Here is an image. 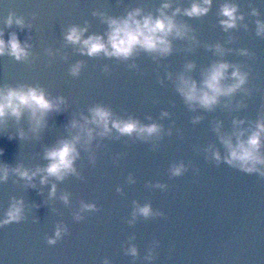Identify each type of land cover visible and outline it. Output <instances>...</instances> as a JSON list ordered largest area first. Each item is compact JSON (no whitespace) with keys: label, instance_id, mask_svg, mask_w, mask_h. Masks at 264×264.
Instances as JSON below:
<instances>
[{"label":"water","instance_id":"1","mask_svg":"<svg viewBox=\"0 0 264 264\" xmlns=\"http://www.w3.org/2000/svg\"><path fill=\"white\" fill-rule=\"evenodd\" d=\"M160 2L0 0V28L5 38L17 32L22 41L31 44V55L25 60L0 56V86L36 85L53 97L65 96L68 102V110L51 116L39 138H0V146L5 148L0 160L32 168L47 164L44 147L70 135L66 125L73 113L87 114L97 103L109 106L118 116L131 115L143 123L158 121L164 127L161 139L148 142L134 136L117 139L115 133L102 140L97 137L95 163L91 153L81 149L76 161L80 175L56 181L55 197L49 196L51 182L32 188L11 174L7 182L0 183V217L14 197L25 202V219L0 227V264H103L105 257L111 264H264V177L223 161L216 164L205 151L213 144L222 154L225 151L214 130L216 121L222 120L223 130L230 131L234 117L255 121L264 115V36L256 35V17L248 15L254 6L264 18V3L240 0L247 29L223 30L216 15L222 0H217L205 17H181L192 25L199 43L176 39L174 51L167 57L154 58L143 51L127 61L90 57L64 39L72 24L87 23L86 35L105 33L108 25L94 12L119 16L137 6L155 11ZM12 14L23 17L29 26L23 30L15 23L8 26L6 20ZM217 42L232 51L219 56L208 47ZM241 48L250 49L253 55H241ZM219 59L250 70L248 87L253 94L238 92L232 98H222L231 101L229 107L222 102L212 111L190 110L176 90L175 76L186 64L195 62L188 74L199 81L203 71ZM78 61H83L84 67L79 76H73L70 68ZM133 64L136 67H130ZM105 66L110 71L105 72ZM169 72L173 73L171 80ZM241 99L247 106L238 108ZM164 111L171 115L162 117ZM195 116L202 119L194 123ZM10 124L12 131L19 126L28 128L26 117L21 125ZM180 161L189 165L188 170L173 177L169 169ZM130 174L134 182L129 181ZM149 181L168 187L161 190L149 186ZM66 192L70 194L68 204L60 199ZM82 201L95 202L99 210L84 212L85 218L77 221L74 214ZM137 201L151 202L164 215L138 217L130 224ZM59 222L67 224L69 232L56 244H49L47 237L54 235ZM133 237L131 242L140 249L135 259L125 252ZM149 248L156 249L154 261L144 259Z\"/></svg>","mask_w":264,"mask_h":264},{"label":"clouds","instance_id":"2","mask_svg":"<svg viewBox=\"0 0 264 264\" xmlns=\"http://www.w3.org/2000/svg\"><path fill=\"white\" fill-rule=\"evenodd\" d=\"M217 0H161L159 7L155 11H148L143 6L130 8L124 15H108L103 12H94V15L102 17L108 25L105 33L86 35L89 26L85 23L70 25L64 33L67 43L78 46V51L82 55L95 57L107 56L115 57L118 60H129L143 51L153 54L154 58L167 57L174 51L173 41L176 39H188L195 44L199 43L192 25L180 19L181 17L201 18L207 16L213 9ZM264 3V0H261ZM218 22L225 32L240 27L248 28L246 13L241 8L240 0H222L216 13ZM256 17V35L264 36V18L259 8L252 7L248 14ZM15 23L23 30L28 27L23 17L9 15L6 24L11 26ZM230 41L233 39L229 38ZM209 48H214L215 52L223 57L227 52L232 51L225 47L223 43L217 42L209 44ZM31 44L22 41L17 32H12L5 38L4 30L0 28V56L10 55L17 60H25L31 55ZM241 55H253L250 49L241 48ZM50 55H54L51 49ZM195 62H189L185 70L175 76L176 90L182 96L185 104L190 110L195 111L202 108L212 111L222 102L225 107H229L231 101H223L222 98H232L238 92H243L247 96L253 94V89L248 87L250 70L238 63H233L227 59L213 61L202 73V79L196 80L188 73L195 68ZM84 67L83 61H78L70 68L73 76H79ZM130 67H136L135 64ZM105 72L110 71L108 66ZM168 79H173V73H168ZM230 81V82H228ZM163 82V81H161ZM246 107L241 99L236 105ZM68 110V102L65 96H51L46 89L36 85L21 84L18 86H0V138L7 137L8 140H24L32 136L39 138L44 129L47 128L51 116ZM163 116H170L168 111L162 112ZM27 118L28 128L19 126L15 131L10 130L14 121L16 125ZM149 120L152 118L149 117ZM201 116L193 117V122L201 120ZM66 127L70 135L58 140L51 146H45L43 152L45 165H37L34 168L25 166L23 163L12 165L0 160V183L7 182L11 174L17 175L27 182L32 188H38L51 182L49 191L50 197L57 194L56 181H63L70 175L79 176L76 161L81 156V149L91 153L90 159L95 163L94 141L99 137L116 138L121 136L136 137L139 140L148 142L153 139H161L164 135V127L158 121L143 123L138 118L131 115L127 117L116 115L113 110L102 103H97L84 112L73 113ZM214 130L219 135L224 146V153L214 144L209 145L205 150L209 153V159L220 164L226 162L233 168H237L245 173H258L264 177V115L255 121H249L247 117H234L230 131L223 130V121L215 122ZM171 129L168 134L171 135ZM96 148L99 144L95 145ZM5 153V148L0 146V157ZM189 165L184 161L174 162L169 171L173 177L183 175L188 170ZM129 181L134 182L132 175ZM149 186H154L161 190H166V183L156 181L153 185L149 181ZM117 191H122L118 188ZM65 204L70 202V194L63 193L60 197ZM135 207L132 212V220L135 223L138 217L145 219L163 216L164 213L155 210L151 202L140 204L134 202ZM40 207V205H37ZM95 202H81V208L74 214L77 221L83 220L84 212L98 211ZM25 219V202L21 197L13 198L3 216L0 217V227L12 222H20ZM69 232V226L64 222L56 224L54 235L47 237L49 244H56L65 234ZM125 248L126 254L139 257L140 249L137 244L132 243ZM158 247V243H157ZM157 257L155 248H149L144 259L154 261ZM103 264H111L110 258L105 257Z\"/></svg>","mask_w":264,"mask_h":264}]
</instances>
